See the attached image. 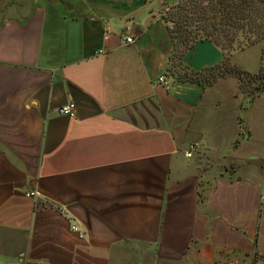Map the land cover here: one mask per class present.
Masks as SVG:
<instances>
[{"label": "crops", "instance_id": "obj_1", "mask_svg": "<svg viewBox=\"0 0 264 264\" xmlns=\"http://www.w3.org/2000/svg\"><path fill=\"white\" fill-rule=\"evenodd\" d=\"M178 1L0 0V264L264 261L261 93Z\"/></svg>", "mask_w": 264, "mask_h": 264}, {"label": "trees", "instance_id": "obj_2", "mask_svg": "<svg viewBox=\"0 0 264 264\" xmlns=\"http://www.w3.org/2000/svg\"><path fill=\"white\" fill-rule=\"evenodd\" d=\"M176 7L181 8L179 4ZM182 10L185 12L182 17L177 14L180 19L165 17L171 24L169 33L175 42L186 47L199 39L210 41L223 51L221 64L213 69L225 67L227 73L239 81L243 75L261 79L260 89L264 88V0H189ZM191 24L193 28L187 32L188 37L180 38L181 32L188 30L187 26ZM256 43H261V46L260 63L255 74L230 65L228 58L232 51ZM208 74L206 80L208 76L214 79L213 73Z\"/></svg>", "mask_w": 264, "mask_h": 264}, {"label": "rangeland", "instance_id": "obj_3", "mask_svg": "<svg viewBox=\"0 0 264 264\" xmlns=\"http://www.w3.org/2000/svg\"><path fill=\"white\" fill-rule=\"evenodd\" d=\"M188 1L189 0H179L178 2L171 4L167 8L166 16H171V17H174L175 19H180L182 17V14L185 13L182 10V8H184L185 6L188 5ZM177 4H179V6H181V8L180 7L177 8L176 7ZM177 14H179L181 17H179V15H177ZM192 28H193L192 24H191V26H187L188 30H186L185 32L184 31L181 32L179 37L184 38V36H185V39H186V37H188L187 32L189 31V29H192ZM177 37L178 36H176V38ZM260 46H261V43H256V44H253L250 46H246L241 50H234V54L231 58V61L228 58L230 65H235V67L242 69V70L246 69L247 72L252 71V72H248V73H254L255 74L257 67L259 66V63H260V61H259ZM208 73L209 74L213 73L212 75L215 77L221 76V78H224L226 76H233V75L227 73V70L225 67H223V68L218 67V68L212 69ZM233 77H235V76H233ZM210 78H211V76H208L207 80H209ZM237 81H238L239 89L241 90V92H243L247 95H250V96H255L258 93H261L259 101H258V106L256 103L254 105V109H257L258 112H260V114L262 113L264 115V88L260 89V84H261V82H263V80L255 79L254 77L249 78V77L243 75V76H241L240 81L238 79H237Z\"/></svg>", "mask_w": 264, "mask_h": 264}, {"label": "built area", "instance_id": "obj_4", "mask_svg": "<svg viewBox=\"0 0 264 264\" xmlns=\"http://www.w3.org/2000/svg\"><path fill=\"white\" fill-rule=\"evenodd\" d=\"M124 40L126 42H131L132 38L129 36H125ZM157 82L167 88V83L165 81V77L163 74H160L157 77ZM57 112L61 115H65L67 117H73L75 115V105L72 101L65 102L57 108ZM32 192L26 194L31 195ZM72 229H76V227H72ZM230 264H264V261L252 262V261H240V262H232Z\"/></svg>", "mask_w": 264, "mask_h": 264}]
</instances>
